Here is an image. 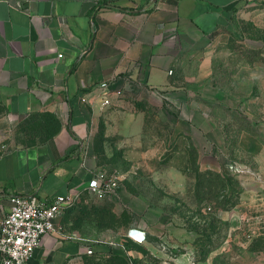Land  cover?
<instances>
[{
    "label": "crops",
    "instance_id": "crops-1",
    "mask_svg": "<svg viewBox=\"0 0 264 264\" xmlns=\"http://www.w3.org/2000/svg\"><path fill=\"white\" fill-rule=\"evenodd\" d=\"M135 102L164 110L175 135L198 137L205 155L224 165L234 155L231 167L246 176L241 201L260 195L264 211V0H0V206L14 195L90 194L99 122L106 149L135 138ZM62 215L28 264L133 257L117 241L72 236ZM151 224H131L147 234L131 245L165 264H210L164 250L166 233L188 249V226Z\"/></svg>",
    "mask_w": 264,
    "mask_h": 264
},
{
    "label": "rangeland",
    "instance_id": "rangeland-1",
    "mask_svg": "<svg viewBox=\"0 0 264 264\" xmlns=\"http://www.w3.org/2000/svg\"><path fill=\"white\" fill-rule=\"evenodd\" d=\"M133 104L131 100L132 110ZM135 110L139 117L135 138H113V148L106 149L107 123L99 122L95 131L92 151L97 175L115 182L114 193L103 199L85 194L61 218L72 236L83 237L93 245L117 241L131 249L133 257L102 258L87 253L82 264H165L146 248L127 240L126 231L135 221L147 226L158 222L163 233L166 227L180 233L182 224L188 226V249L186 244L174 242L169 233L164 235V250L170 253L190 251L193 260L210 264H264L261 197L256 196L248 204L241 201L246 176L231 167L229 160L236 157L232 155L224 165L198 148V137H177L173 122L161 108L135 102ZM235 140H231L232 153ZM241 160L246 158L241 156ZM235 206L236 216H230ZM150 238L158 243L159 236Z\"/></svg>",
    "mask_w": 264,
    "mask_h": 264
},
{
    "label": "built area",
    "instance_id": "built-area-1",
    "mask_svg": "<svg viewBox=\"0 0 264 264\" xmlns=\"http://www.w3.org/2000/svg\"><path fill=\"white\" fill-rule=\"evenodd\" d=\"M107 85L103 84L102 88ZM106 99L104 105H109ZM115 191V182L97 175L88 185V192L100 199ZM77 201L73 196H57L42 202L35 197L14 195L8 210L0 206V264H28L40 247L42 238L55 230L56 220ZM128 240L144 243V230L131 227L126 232Z\"/></svg>",
    "mask_w": 264,
    "mask_h": 264
},
{
    "label": "trees",
    "instance_id": "trees-1",
    "mask_svg": "<svg viewBox=\"0 0 264 264\" xmlns=\"http://www.w3.org/2000/svg\"><path fill=\"white\" fill-rule=\"evenodd\" d=\"M95 252H97V253L99 252V253H100L101 251L97 249V251L95 250ZM107 252H108L109 254H111L110 251H107Z\"/></svg>",
    "mask_w": 264,
    "mask_h": 264
}]
</instances>
